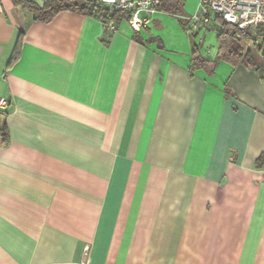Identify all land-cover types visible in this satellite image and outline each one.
<instances>
[{
    "label": "crops",
    "instance_id": "crops-1",
    "mask_svg": "<svg viewBox=\"0 0 264 264\" xmlns=\"http://www.w3.org/2000/svg\"><path fill=\"white\" fill-rule=\"evenodd\" d=\"M36 12L0 0V264H264V63L191 76L214 22Z\"/></svg>",
    "mask_w": 264,
    "mask_h": 264
},
{
    "label": "trees",
    "instance_id": "trees-1",
    "mask_svg": "<svg viewBox=\"0 0 264 264\" xmlns=\"http://www.w3.org/2000/svg\"><path fill=\"white\" fill-rule=\"evenodd\" d=\"M13 4L24 3L35 7L36 18L42 21L50 20L56 13L60 11H71L82 15L94 16L95 18L105 22L109 17L114 18L117 23L122 17L121 13L109 14L108 10L95 3L94 0H44L43 6L37 8L33 3L24 0H11ZM155 11L164 12L170 14L179 19L182 24V18L185 23L183 27H187L188 17H184L182 11L181 0H160L157 5L154 6ZM215 26L218 27L216 30V46L217 54L212 60L203 57L200 53L199 45L193 43L191 47V62L189 66L190 75L197 70H202L208 75L214 73V70L219 62H226L230 65H236L244 63L250 66H258L264 61V56L257 49L254 39L250 33L246 30H240L234 26H231L220 17H216ZM24 32L20 31L17 44L10 58V62H14L18 58V47L20 45ZM258 56V58H256ZM5 115V112L3 113ZM6 125L5 122H0V137L5 140L6 136ZM264 160V152L260 155L259 160Z\"/></svg>",
    "mask_w": 264,
    "mask_h": 264
},
{
    "label": "built area",
    "instance_id": "built-area-1",
    "mask_svg": "<svg viewBox=\"0 0 264 264\" xmlns=\"http://www.w3.org/2000/svg\"><path fill=\"white\" fill-rule=\"evenodd\" d=\"M108 10L109 14L121 13L127 18L133 31H139L147 24L145 15L155 12L154 6L160 0H94ZM198 8L188 16L186 32L205 31L220 17L225 23L250 33L254 42L264 48V0H196ZM101 21V20H100ZM105 36L110 37L118 27L117 21L109 17L101 22ZM7 107V101L0 97V112ZM87 249V247H86Z\"/></svg>",
    "mask_w": 264,
    "mask_h": 264
},
{
    "label": "water",
    "instance_id": "water-1",
    "mask_svg": "<svg viewBox=\"0 0 264 264\" xmlns=\"http://www.w3.org/2000/svg\"><path fill=\"white\" fill-rule=\"evenodd\" d=\"M257 49L261 52V55L264 56V48L258 43L256 44Z\"/></svg>",
    "mask_w": 264,
    "mask_h": 264
},
{
    "label": "rangeland",
    "instance_id": "rangeland-1",
    "mask_svg": "<svg viewBox=\"0 0 264 264\" xmlns=\"http://www.w3.org/2000/svg\"><path fill=\"white\" fill-rule=\"evenodd\" d=\"M183 29H184V31L186 32V27H183ZM187 33V32H186ZM189 33H191V32H189ZM189 33H187V34H189ZM199 48H201L200 47V45H199ZM203 56V55H202ZM203 57H205V56H203ZM256 58H258V56H256ZM261 62H264L263 60H260Z\"/></svg>",
    "mask_w": 264,
    "mask_h": 264
}]
</instances>
